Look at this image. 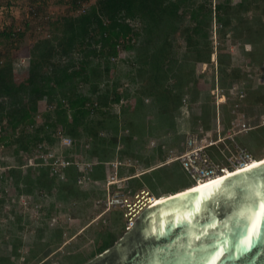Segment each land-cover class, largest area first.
<instances>
[{
	"label": "trees",
	"instance_id": "obj_1",
	"mask_svg": "<svg viewBox=\"0 0 264 264\" xmlns=\"http://www.w3.org/2000/svg\"><path fill=\"white\" fill-rule=\"evenodd\" d=\"M91 1L73 0V3L80 6ZM40 15L43 16L41 12ZM38 18L32 17V20ZM127 19L140 20L142 27L137 29ZM45 21H51L49 37L31 44L23 38L19 54L30 59L28 70L16 72L13 58L0 53V126L16 131L21 126L32 125L46 104L55 105L54 118L47 119L40 133L53 128L72 138V148L65 154L70 162L63 169L65 179L61 180L50 165H42L43 159L38 160V165L28 166L25 173L22 168L25 163L10 168L7 176L14 179L20 192L33 193L37 187L50 194L56 191L58 198L64 201L79 198L81 193L88 196L87 192H80L78 177L82 173L74 164V156L70 155V152L78 155L87 142L91 143V157L98 159L87 173L93 181L106 180V164L121 144V157L139 158L150 166L156 156L144 157L137 153V148L146 146L154 135L169 133L170 128L175 127L176 115L186 95L190 96L191 104L201 99L209 84L198 74V68L201 64L214 65L213 55H216L223 88L247 78L242 67L233 63L226 44L229 33L232 32L234 41L239 39L243 44L252 45L249 51L242 46L248 57L246 65L264 62V0H240L237 4L233 0H95L85 12L59 15ZM214 23L218 25L220 42L216 48L212 38ZM37 25L35 23V30ZM12 33L13 28L0 32V42L10 39ZM136 36H141L137 46L127 38L132 40ZM121 38H125L124 43ZM179 39L185 43L183 53L179 51ZM121 44L124 49L132 48L136 52L138 68L133 80L140 87L134 93H119L118 82L105 90L100 87L105 76L111 77V61L120 54ZM80 50H83V58L76 62L73 54ZM92 56L105 58L104 70L101 64L93 65ZM81 83L90 84L89 94L79 90ZM246 91L248 103L264 106L261 88L247 86ZM122 98L125 102L121 113L112 112V103H120ZM146 99L151 101L147 103ZM213 99L210 95L205 97L202 113L196 117L204 130L212 128V118L216 115V109L211 107ZM228 106L225 105V110L230 126L233 116ZM4 121L7 125L2 124ZM262 129L264 126L259 127V131ZM40 133L32 135L26 130L18 135L14 133L11 143L16 145L15 153H31L38 142L47 141L48 147H52L56 139L54 133L45 136ZM3 141L5 138L0 137V142ZM259 144L264 145V135L260 136ZM48 147L44 148L47 153ZM157 152L163 158L162 145L157 147ZM22 160L25 161L23 156ZM153 171L130 179L136 188L146 184L155 190L152 180L158 178L163 183V177L161 170ZM20 184L25 187L21 188ZM115 242L111 232L104 234L94 257ZM13 253L19 255V247L16 246ZM0 264L13 262L11 258L0 257Z\"/></svg>",
	"mask_w": 264,
	"mask_h": 264
},
{
	"label": "rangeland",
	"instance_id": "obj_2",
	"mask_svg": "<svg viewBox=\"0 0 264 264\" xmlns=\"http://www.w3.org/2000/svg\"><path fill=\"white\" fill-rule=\"evenodd\" d=\"M93 2L95 0L87 3V6L89 7ZM239 2L240 0H233L234 4ZM0 6L4 7L0 11V32L7 28L22 29L18 31L16 37L1 39L0 42V53L13 58L14 68L19 73L30 68V59L19 54L23 38L25 37L31 44L45 36V33L35 30V23L43 25L46 32L52 33L51 21H45V15H49L53 20L59 15L80 14V7L75 6L73 0H0ZM30 7L38 8L43 16L40 15V18L32 20ZM16 11L19 12L16 14L14 13ZM217 27L218 25L214 23L212 38L215 48L220 44ZM231 35L232 32L228 34L226 44L233 55V63L235 66L242 67L247 78L223 88L219 82L216 55L212 58L214 65L201 64L198 74L203 75L204 80H207L209 84V87L203 91L201 99L191 104L190 96L186 95L184 104L176 115L175 127L170 128L169 133L154 135L146 146L137 148V153L144 157L156 156L150 166L139 158L121 157L119 151L123 147L121 144L106 164V180L93 181L87 173L98 159L91 157L89 153L91 143L87 142L78 155L70 152V155L75 158L74 164L82 173L78 177L80 192H87L88 196L81 193L79 198L72 197L64 201L58 198L56 191L50 194L37 187H34L33 193H24L20 192L14 179L7 176L9 170L18 167L21 163H25L22 167L25 173L28 166L38 165V160L43 159L42 165L50 163L48 166L50 165L59 174V178L65 179L63 169L70 164L65 154L69 148H72L73 142L72 144L63 142L58 130L54 131L53 128L40 133V128L45 126L47 119L54 118L55 105L46 104L37 114L32 125L21 126L16 131L9 126L7 129L0 126V137L5 138V141L0 142V161L6 167V171L0 170V257L11 258L13 264H86L90 262L95 258L93 253L96 252L104 234L111 232L116 244L127 232L130 208L122 201L113 204L112 199L117 193L134 203L137 201L135 195L142 190L151 195L161 196L167 195L168 191L193 184L179 161H169L171 154H179L185 150V142L189 135L198 134L218 140V144L210 148L209 152L214 159L223 164L242 149L248 150L256 159L263 158L264 145L259 144V139L264 135V130L259 131V127L264 126V106L248 103L246 90L247 86H252V89L261 88L264 92V62L260 65H246L248 57L244 54L242 46L244 45L245 51H249L252 45L243 44L239 39L234 41ZM140 40L141 36L135 37V46L139 45ZM178 47L180 53L185 51L183 39H179ZM83 54V50L76 51L73 58L77 62L83 58ZM91 60L93 65L101 64V69L104 70L105 58L92 56ZM137 68L134 49L122 50L111 61V77L105 76L100 87L105 90L109 85L112 87L118 82L119 93L124 94L127 91L134 93L140 87V84L133 80ZM79 90L89 94L90 84L81 83ZM208 95L214 98L211 107L216 109V115L212 118V128L204 130L202 122L196 117L201 115L202 103ZM150 101L146 99L147 103ZM124 102L122 98L120 103H112V112L120 114L121 105ZM226 104H229L228 107L233 116L230 126L227 122ZM2 124L7 125L6 121ZM24 130L32 135L40 133L41 136L54 133L56 139L50 148L47 141L38 142L31 153L20 151L16 154V145L11 143L13 138L11 136L14 133L18 135ZM159 145H162L164 151L163 158L157 152ZM45 147L49 148L48 153ZM22 156L25 161L22 160ZM42 156L49 158L48 162ZM64 162L67 165H64ZM112 163H119V166L115 168ZM133 168H135L134 172L131 171ZM155 168L161 170L163 177V183L158 178L152 180L155 190L146 184L141 188L134 186L130 178L142 177L141 175L146 172H154ZM177 172H180L179 175ZM109 180H112L114 184L108 185ZM171 185L173 187L166 189ZM20 187L24 188L25 185L20 184ZM145 209L138 214L137 218ZM16 246L19 247V255L13 253Z\"/></svg>",
	"mask_w": 264,
	"mask_h": 264
},
{
	"label": "water",
	"instance_id": "obj_3",
	"mask_svg": "<svg viewBox=\"0 0 264 264\" xmlns=\"http://www.w3.org/2000/svg\"><path fill=\"white\" fill-rule=\"evenodd\" d=\"M260 168L264 163L220 179L231 184L219 197L208 190L214 188L210 183L198 193L148 206L119 242L86 264H264V201L251 205V194L264 185ZM185 195L210 199L197 213L201 205L184 201ZM258 222L260 238L246 249L241 240ZM220 248L226 250L217 260Z\"/></svg>",
	"mask_w": 264,
	"mask_h": 264
},
{
	"label": "built area",
	"instance_id": "obj_4",
	"mask_svg": "<svg viewBox=\"0 0 264 264\" xmlns=\"http://www.w3.org/2000/svg\"><path fill=\"white\" fill-rule=\"evenodd\" d=\"M88 4L81 3L80 4V13L85 12L88 8ZM0 6V11H1ZM30 14L32 17H40V11L36 7H30ZM45 20L50 19L49 15H46L44 17ZM128 22H131V24L136 27L137 29L141 27L142 23L140 20H130L127 19ZM21 28H18L16 30H13V37L17 36L18 31H21ZM37 32L45 33L44 37H49L50 33L46 32V30L43 28L42 25L38 24L36 27ZM130 39L131 43L135 42V38L127 37ZM125 38H121V43H124ZM124 50V47L121 44V51ZM115 59V57H113ZM112 58V59H113ZM1 131V128H0ZM58 133L63 138V142L72 144V139L64 135L61 131H58ZM218 140L209 139L207 136H201V135H189L186 142H185V150L179 154H171L169 161H179L181 163V166L183 170L186 172V174L189 176L191 181H193V184H199V183H206L211 180H215L219 178L220 176H225L228 171L231 173H236L237 171L241 169H245L249 167L254 160L256 159L248 150L242 149L239 150L236 154L229 157L227 159V163L223 164L220 161H217L212 157V155L209 152V149L213 146L218 144ZM46 162H48L49 158H45L42 156ZM50 163H47L48 165ZM64 165H67L66 162H64ZM112 165L117 168L119 166V163H112ZM0 170L6 171V167L3 166V163L0 161ZM114 182L112 180L108 181V185H112ZM149 193V192H148ZM146 194L147 192L145 190H142L141 192H138L135 196L137 201L132 202L127 197L123 198L120 194H116L112 201L114 203H118L122 201L124 204H126L130 208V222L127 226V230L131 229L135 222L138 214L145 209L146 207L150 206L152 203H144L143 200H146ZM111 201V202H112ZM145 202V201H144ZM142 203V204H140ZM112 204V203H111ZM144 205V206H143ZM138 208V209H137Z\"/></svg>",
	"mask_w": 264,
	"mask_h": 264
},
{
	"label": "snow or ice",
	"instance_id": "obj_5",
	"mask_svg": "<svg viewBox=\"0 0 264 264\" xmlns=\"http://www.w3.org/2000/svg\"><path fill=\"white\" fill-rule=\"evenodd\" d=\"M261 163H264V162H261ZM256 168H257V165H251L250 166V170L256 169ZM242 171H248V170H242ZM259 172L261 174H264V168H260ZM212 184L214 185V188H211L208 190L214 192L216 197H219L221 194L224 193L226 188L230 187L231 182L226 183L224 180H218V181H213ZM195 191L198 193L200 190L196 189ZM251 196H252V200H251L252 207H254L256 205L257 199H259L260 201H264V185H261L260 190L254 191L251 194ZM209 199L210 198L208 196H205L203 201L199 200L197 196L185 195L183 197L184 201H190L192 203H197V204L201 205L200 207H198L196 209L197 213L204 211V208L207 206ZM249 211H251V208H249ZM188 215H192V213L190 212V213H188ZM161 223H163V222H161ZM261 232H262V226L258 222L256 224L254 230L251 233L245 234V236L241 240V243L245 246L246 249H251L252 247H254L255 242L260 238ZM199 238H200L199 236L196 237V239H199ZM226 244H227V241H225V245ZM225 250H226L225 248L218 249V251L216 252L217 260H219L220 258L223 257Z\"/></svg>",
	"mask_w": 264,
	"mask_h": 264
},
{
	"label": "bare ground",
	"instance_id": "obj_6",
	"mask_svg": "<svg viewBox=\"0 0 264 264\" xmlns=\"http://www.w3.org/2000/svg\"><path fill=\"white\" fill-rule=\"evenodd\" d=\"M214 58H215V55H214ZM261 162H264V157L261 158V159H255L254 162H253L251 165H258V164H260ZM251 165H250V166H251ZM250 166L247 167V168H250ZM247 168H245V169H247ZM155 169H156V168H155ZM245 169H241V170H239V171H237V172H240V171L245 170ZM237 172H236V173H237ZM232 174H234V173H231L230 171H228L227 174H226L225 176H220L219 178H217V179H215V180L208 181V182H206V183H202V182H201V183H199V184H192L190 187L184 188L183 190H180V191H178V192H176V193H173V194H167V195L155 196V195H151L150 193H147V194H146V200H145V202H143V204H144V203H145V204H146V203H152L151 205H157V204H159V203L165 202V201L170 200V199H172V198H175V197H178V196H181V195H184V194L190 193V192H192V191H195L196 189H199V188H201V187H204V186H206V185L212 183L213 181L220 180V179L225 178V177H227V176H230V175H232ZM139 176H140V175H139ZM170 193H171V192H170ZM151 205H150V206H151ZM143 206H144V205H143Z\"/></svg>",
	"mask_w": 264,
	"mask_h": 264
},
{
	"label": "crops",
	"instance_id": "obj_7",
	"mask_svg": "<svg viewBox=\"0 0 264 264\" xmlns=\"http://www.w3.org/2000/svg\"><path fill=\"white\" fill-rule=\"evenodd\" d=\"M1 8H4V7H1ZM18 12H19V11H16V12H14V13H16V14H17Z\"/></svg>",
	"mask_w": 264,
	"mask_h": 264
}]
</instances>
